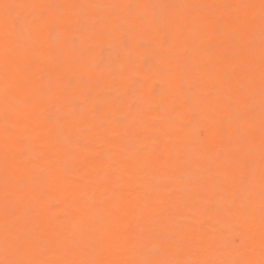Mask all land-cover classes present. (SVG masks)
Returning a JSON list of instances; mask_svg holds the SVG:
<instances>
[{"label":"bare ground","instance_id":"obj_1","mask_svg":"<svg viewBox=\"0 0 264 264\" xmlns=\"http://www.w3.org/2000/svg\"><path fill=\"white\" fill-rule=\"evenodd\" d=\"M5 12L0 262L264 260V0Z\"/></svg>","mask_w":264,"mask_h":264},{"label":"snow or ice","instance_id":"obj_2","mask_svg":"<svg viewBox=\"0 0 264 264\" xmlns=\"http://www.w3.org/2000/svg\"><path fill=\"white\" fill-rule=\"evenodd\" d=\"M21 6L22 5H9V4L3 5L5 9H8L10 7H21ZM47 16H48L47 9L41 8L38 14L35 27L38 28L42 23H44ZM10 23L11 21L7 15V12H5L4 17L2 18V20H0V30H3V33L6 38L9 35L8 27ZM261 23L262 25H264V17H262ZM6 43H7V39H6ZM242 245H243V239H241L240 243L237 244L236 247L239 249ZM0 264H101V262L90 261L85 259H70L61 262H52L47 260L18 259V260L0 262ZM125 264H168V262L139 260V261L125 262ZM177 264H187V262H177ZM200 264H207V262L201 261ZM234 264H238V262H234ZM260 264H264V260H262Z\"/></svg>","mask_w":264,"mask_h":264}]
</instances>
